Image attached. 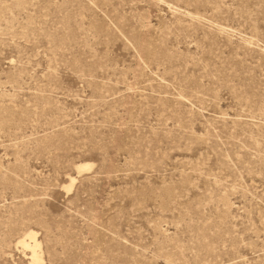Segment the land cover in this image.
I'll list each match as a JSON object with an SVG mask.
<instances>
[{"label":"rangeland","instance_id":"obj_1","mask_svg":"<svg viewBox=\"0 0 264 264\" xmlns=\"http://www.w3.org/2000/svg\"><path fill=\"white\" fill-rule=\"evenodd\" d=\"M29 230L43 264H264V0H0V264Z\"/></svg>","mask_w":264,"mask_h":264},{"label":"bare ground","instance_id":"obj_2","mask_svg":"<svg viewBox=\"0 0 264 264\" xmlns=\"http://www.w3.org/2000/svg\"><path fill=\"white\" fill-rule=\"evenodd\" d=\"M91 166L92 164L90 163H81V164H78L76 167H77L78 173H81L82 171L89 169ZM74 180L75 178H71L70 186H72V183ZM18 243L21 244L23 248L29 250L30 264H43L41 246H40V242L37 239L36 231L29 230L18 241Z\"/></svg>","mask_w":264,"mask_h":264}]
</instances>
